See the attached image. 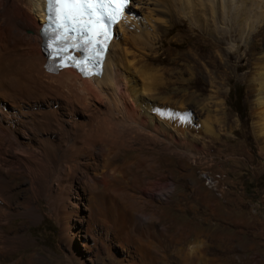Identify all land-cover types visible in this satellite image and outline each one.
<instances>
[{"label": "bare ground", "instance_id": "6f19581e", "mask_svg": "<svg viewBox=\"0 0 264 264\" xmlns=\"http://www.w3.org/2000/svg\"><path fill=\"white\" fill-rule=\"evenodd\" d=\"M163 1L167 7L182 8L201 2L214 19L222 15L236 24L228 32L231 37H240L248 28L251 42L248 39L243 47L245 55L252 56V124L264 144V42L259 51L254 47L259 34L264 38V0H220V8L218 0ZM46 3L0 0V264L25 240L3 227L13 216L38 218V198L58 219L63 239L76 237L88 254L106 242L110 252L113 239L122 259L152 264L156 256L142 242L130 252L129 218L119 205L127 190V165L117 162L130 150L143 152L147 142L163 144L167 151L179 138L189 142L191 109L183 96L159 97L160 69L147 54L156 49V36L132 10L137 6L129 4L112 27L99 72L84 75L72 66L52 67L50 42L42 35ZM217 34L219 39L227 37L225 32ZM162 99L164 110L157 104ZM211 125L209 119L200 123L205 134L215 135ZM23 184L32 201L19 191Z\"/></svg>", "mask_w": 264, "mask_h": 264}, {"label": "rangeland", "instance_id": "374dc122", "mask_svg": "<svg viewBox=\"0 0 264 264\" xmlns=\"http://www.w3.org/2000/svg\"><path fill=\"white\" fill-rule=\"evenodd\" d=\"M164 3L132 0L130 6H137L132 10L143 17L146 31L156 36V49L147 54L160 69L159 97L183 96L185 106L191 109L193 125L186 133V144L178 137L179 142L167 151L163 144L147 142L143 152L130 150L117 162L127 165V190L119 205L129 218L130 252L142 242L157 258L152 264H194L184 256L197 258L195 264H264V144L256 138L252 124L248 84L252 56L245 55L243 47L248 39L251 42L246 37L248 28L245 35L231 37L228 32L236 29V24L226 22L222 15L214 19L201 2L192 1L184 8ZM217 30L225 32V40L218 38ZM118 35L121 37V32ZM263 40L262 34L254 39L257 51ZM174 76L186 80L175 81ZM233 90L237 91L242 117L233 111ZM163 99L157 104L164 110L167 105ZM207 118L215 135L201 130L200 123ZM23 185L19 191L32 201L30 191ZM197 190H201L200 194ZM15 197L20 200L21 195L17 192ZM208 198L225 209L235 206L237 216L247 215L251 220L257 232L251 233L249 251L234 248L230 257L222 252L223 229L217 226L221 232L218 237L208 233L216 227L208 218ZM34 204L38 218L13 216L3 227L10 235H21L25 240L16 243V251L3 256L2 264H131L130 257L122 259L113 239V250H107L106 242L96 246L92 254L76 237L66 241L45 200L38 198ZM93 239L91 235L89 241ZM235 240L238 247L248 242L239 235Z\"/></svg>", "mask_w": 264, "mask_h": 264}, {"label": "snow or ice", "instance_id": "6c2138e0", "mask_svg": "<svg viewBox=\"0 0 264 264\" xmlns=\"http://www.w3.org/2000/svg\"><path fill=\"white\" fill-rule=\"evenodd\" d=\"M128 2L129 0H47L48 9L52 12L49 19L54 25L55 40L62 45L56 50V54L67 50L69 41L72 40L71 33L79 32L83 37V34L91 31L94 25L101 23L103 15L115 20L120 8ZM112 5H117L116 9L108 12L107 9ZM101 34L106 35V32L97 33L98 36ZM87 42L91 43L90 40ZM71 46L78 47L77 44Z\"/></svg>", "mask_w": 264, "mask_h": 264}, {"label": "crops", "instance_id": "0c3cea01", "mask_svg": "<svg viewBox=\"0 0 264 264\" xmlns=\"http://www.w3.org/2000/svg\"><path fill=\"white\" fill-rule=\"evenodd\" d=\"M201 190H197V194H200ZM200 196V195H199ZM204 197L206 195H203ZM211 200L208 202L210 203L209 206H207L208 211V218L213 223L215 228H212V230H209V234L215 235V237H218L221 232H218L217 226L219 225L223 229V236L225 237V247L222 245V252L226 253L227 257H230V252L234 251V248L236 250H250V243L251 240V233L256 234L257 230L252 227L251 220H248L247 215L246 217L243 216H237L236 208L233 205H229L228 209L223 208L218 201L210 198ZM221 210L226 211V213L221 214ZM262 227V226H261ZM256 231V232H255ZM241 236L242 238H245L248 242H241L240 246H237V240H235V236ZM184 259H192L195 262L197 261V258H189L187 256L183 257Z\"/></svg>", "mask_w": 264, "mask_h": 264}, {"label": "trees", "instance_id": "16d2710c", "mask_svg": "<svg viewBox=\"0 0 264 264\" xmlns=\"http://www.w3.org/2000/svg\"><path fill=\"white\" fill-rule=\"evenodd\" d=\"M236 90H233V105H232V108H233V111L240 117H242V113L239 111L238 107H239V104H238V101H237V95H236ZM230 95V92L228 93V97ZM264 177V172H263V176Z\"/></svg>", "mask_w": 264, "mask_h": 264}]
</instances>
